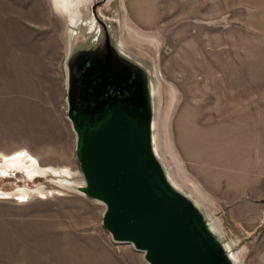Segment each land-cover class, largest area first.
<instances>
[{"label":"rangeland","instance_id":"1","mask_svg":"<svg viewBox=\"0 0 264 264\" xmlns=\"http://www.w3.org/2000/svg\"><path fill=\"white\" fill-rule=\"evenodd\" d=\"M83 3L115 19L125 48L150 64L156 145L173 181L196 199L180 171L210 202L201 207L238 264H264V0ZM60 10L53 0H0V166L25 150L75 174L0 175V193H30L0 196V264H146L132 245L111 240L105 208L79 190L84 183L72 184L82 175L66 116L71 29ZM164 119L175 169L162 149Z\"/></svg>","mask_w":264,"mask_h":264},{"label":"water","instance_id":"2","mask_svg":"<svg viewBox=\"0 0 264 264\" xmlns=\"http://www.w3.org/2000/svg\"><path fill=\"white\" fill-rule=\"evenodd\" d=\"M83 2L69 18L65 61L66 116L84 181L79 190L104 205L102 226L111 240L132 245L147 264H238L159 155L150 64L125 48L115 19L83 10Z\"/></svg>","mask_w":264,"mask_h":264},{"label":"bare ground","instance_id":"3","mask_svg":"<svg viewBox=\"0 0 264 264\" xmlns=\"http://www.w3.org/2000/svg\"><path fill=\"white\" fill-rule=\"evenodd\" d=\"M83 1L84 0H53V4H54V7L56 9H58V10H60V8L63 7L60 11L63 12L66 16H67V14L64 12V8L66 9V8H68V6L71 9V12H72L73 8H75V10L73 12L75 14L79 15L80 14L79 5L82 4ZM67 17H68V19L69 18L71 19V17H73V13H72V15L70 17L69 16H67ZM68 21H70V20H68ZM67 25H68V23H67ZM124 27H125V32H126V35H127L126 37L128 39H131V41H135L136 42V40L133 39L132 35L131 34L129 35L130 32L126 29V25H124ZM165 127H166V121L164 119L160 123V128H161V131H162L163 135L165 134V132H164L165 131ZM166 148H167V144H166L165 135H164V138H163V148L162 149H164V152L170 157V165L172 164V169L173 168L175 169L176 168V165H175V163H174V161H173V159L171 157L170 152L167 151ZM3 158L5 159V161L6 160L7 161L4 162L3 165L0 166V175L1 176L2 175H6L9 171H16V170H21L22 172L25 173L26 177L28 179H31V180H33L35 176H41V175H47V174H50L52 176H56L58 178H64L65 177V178H68V179L74 178V176H75V174L72 173V171H70L69 169H64V170H61V171H57V170H53V169L49 168L48 166H47V168H48L47 169L46 167L43 166V163L38 158L34 157L32 154H30V152L25 151V150H20V151L14 152V153L9 154L7 156H3ZM179 173L181 174L180 171H179ZM179 173L178 172H175V175L179 179V182L184 187H186L187 189H189V191H191V193L196 197V203H197V205H200V206H203V205L208 206V205H210V202L206 203V200L204 198H202V199L198 198L199 196L194 192V190L192 189L191 186H189L188 184H185L184 182H182V177H181V175ZM83 183H84L83 178H81L79 182L72 181V184H74L76 186H81V184H83ZM39 192H41V191H39ZM29 194H30L29 191L22 190V191H18L15 194L14 193H12V194L11 193H0V196H5V197L16 196V197H20V199H22V198H25V197L29 196ZM97 203L104 208V205L103 204H101L99 202H97ZM211 219H213V218H211ZM215 228L218 229V231H219V229L221 228V224H216L215 225ZM139 253H141L142 255H144L142 252H139ZM145 263L147 264L146 261H145Z\"/></svg>","mask_w":264,"mask_h":264}]
</instances>
